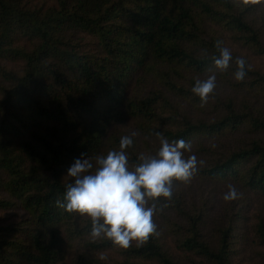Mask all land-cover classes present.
<instances>
[{"label":"trees","instance_id":"obj_1","mask_svg":"<svg viewBox=\"0 0 264 264\" xmlns=\"http://www.w3.org/2000/svg\"><path fill=\"white\" fill-rule=\"evenodd\" d=\"M263 4L264 0H0V75L9 82L8 87L0 82V210L26 213L19 225L0 222V264H59L70 240L95 255L110 250L122 255L105 264H236L235 229L245 205L237 208L235 201L224 200L219 220L206 232L209 197L192 199L184 182H173L170 201L159 199L163 210L153 217L156 233L144 245L133 242L128 249L105 236L94 239L88 216L68 213L55 201L63 199L66 184L74 179L66 175L75 159L94 161L99 154L119 150L120 138L132 132L137 135L126 149L130 166L139 162L141 153L158 152L156 132L169 142L191 141L192 147L200 140L192 154L202 162L195 178L226 182L224 191L231 184L245 193L264 195V106L242 95L264 94ZM70 30L90 35L96 47L83 50L81 38L67 35ZM21 38L34 46L17 44ZM217 40L232 53L226 71L214 66ZM252 55L258 58L256 64ZM236 57L250 65L242 82L234 78ZM13 61L22 63L20 72L7 67L6 62ZM213 73L217 86L230 84L237 93L219 94L215 89L214 119H193L180 101L200 102L191 91L195 80ZM150 74L154 82H144ZM139 83H150L151 88L143 90ZM128 119L134 121L132 131L113 130ZM245 129L257 136L238 137L220 147L203 141ZM258 219L253 232L264 247V217ZM164 229L176 237L172 252L163 242ZM261 255L256 264H264ZM88 260L104 263L96 256Z\"/></svg>","mask_w":264,"mask_h":264},{"label":"clouds","instance_id":"obj_2","mask_svg":"<svg viewBox=\"0 0 264 264\" xmlns=\"http://www.w3.org/2000/svg\"><path fill=\"white\" fill-rule=\"evenodd\" d=\"M215 46L219 56L212 57L214 66L226 71L233 60L231 50L223 46L221 40H217ZM235 64L237 70L234 78L242 82L250 65L242 57H236ZM216 80L214 73L206 79L195 80L191 91L200 98L201 107L214 94ZM136 135V132H132L131 135L122 136L119 150L99 154L94 161L89 157L75 159L66 175L74 179L66 184L63 199L55 201L59 208L68 213L88 216L91 220V237L105 236L123 249L131 247L133 242L137 246L147 243L157 230L153 217L163 210L158 208L159 199L170 201L174 195L173 182H190L202 163L195 155L185 157V152L192 150L191 141L179 139L169 142L161 132H156L161 144L158 152L155 155L141 153L139 162L130 166L126 149L133 145ZM228 189L223 196L225 201L239 198L235 186L229 184Z\"/></svg>","mask_w":264,"mask_h":264},{"label":"rangeland","instance_id":"obj_3","mask_svg":"<svg viewBox=\"0 0 264 264\" xmlns=\"http://www.w3.org/2000/svg\"><path fill=\"white\" fill-rule=\"evenodd\" d=\"M30 4H42L45 3H54V0H29ZM264 16V4L260 9V21ZM75 36L76 38L82 39V45L79 47H83V50H91L95 48L94 39L90 36L85 34L84 32H80L78 30H70L67 32V35ZM229 37V36H228ZM81 42V41H80ZM17 44H20L26 48H31V46H34V43L32 41L26 40L25 38H21L17 41ZM254 55L250 56L252 63L256 64L258 62V58H254ZM6 65L8 68L15 70L16 72H20L22 70V63L19 62H9ZM154 75L150 74L146 78L144 82H154L155 79ZM4 77L0 75V82L4 83V87L9 86V82L5 80ZM153 80V81H152ZM136 85V83H135ZM222 87L219 85L216 87V91L219 94L228 92L226 94H229L231 92H234L235 88L231 86L230 84H221ZM138 87H142L141 83L138 84ZM143 90L148 91L151 88V85L146 87L143 85ZM237 93V91L235 90ZM248 94L242 93V95L247 96L248 98L254 100H257L259 105L264 106V94L259 93L256 94L254 92H247ZM212 95H210L209 100L207 104L203 107L200 106L201 102L196 103H186L184 101H180V104L182 105L183 109L186 110L187 114L192 117L193 119H205V120H213L215 117V112L211 111V106L213 99L211 98ZM241 96V95H239ZM134 128V121L132 119H128L127 122L117 127L115 125L113 127V130L120 133H125L127 131H132ZM257 136L255 134L249 133L246 129L242 130L237 133H227L225 135H220L215 138H205L203 139L204 142H206V145L211 146L215 143V146L220 147L222 143H228L233 142L235 143L238 139V137H243L247 140H250L251 137ZM200 140H195L193 143V147L191 152H186L189 155H192L196 147L199 146ZM183 188H185L186 195H190L192 199H201L200 195H205L209 197V203L206 207V224L204 225V229L206 232H208L209 226H212L216 223L219 215L222 213L223 209V196L228 191H224V189L227 187L226 182H210L208 180H201L193 177L190 182L185 183L182 185ZM238 190V193L240 194V198H237L233 201L234 203H237V208L241 205H245V208L240 212V216H243L241 220L236 224L235 229V255L233 257V261L236 264H256L261 259V253H264V247H261V245L256 241L254 230V225L259 220L258 217H264V195H261L259 193H245L240 188H236ZM201 203V202H200ZM26 216V213L22 209H8V210H0V222L7 226L12 223H20V221ZM258 219V220H257ZM25 221V220H24ZM158 225H161V223L158 222ZM163 225V222H162ZM18 229H15L17 231ZM163 231V229L161 230ZM166 231L163 235V242L165 244V247L170 250V252L173 251L174 247L176 248V237L171 234V232L167 229H164ZM65 249L67 250L65 260L62 261L59 264H105L108 262L114 263L116 260H121L122 255L118 252V250H110L109 252L106 251L104 254L95 255L93 253H90L88 250H86L83 245L79 241H66ZM260 251V252H259ZM176 253H178V250H175ZM101 258L104 263L97 262L95 260H88L92 257ZM88 258V259H87ZM107 260V261H106ZM92 261V262H91ZM115 261V262H116Z\"/></svg>","mask_w":264,"mask_h":264}]
</instances>
